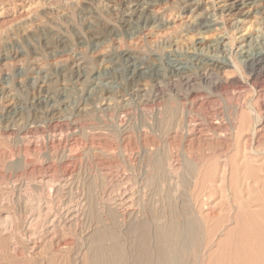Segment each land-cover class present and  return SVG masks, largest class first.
Masks as SVG:
<instances>
[{
    "label": "rangeland",
    "instance_id": "374dc122",
    "mask_svg": "<svg viewBox=\"0 0 264 264\" xmlns=\"http://www.w3.org/2000/svg\"><path fill=\"white\" fill-rule=\"evenodd\" d=\"M251 43L264 0H0V264L118 245L136 264L142 231L172 219L200 222L202 258L182 264L232 263L237 230L220 241L264 209V80L231 65L204 81L193 54Z\"/></svg>",
    "mask_w": 264,
    "mask_h": 264
},
{
    "label": "bare ground",
    "instance_id": "6f19581e",
    "mask_svg": "<svg viewBox=\"0 0 264 264\" xmlns=\"http://www.w3.org/2000/svg\"><path fill=\"white\" fill-rule=\"evenodd\" d=\"M133 1V0H132ZM194 1V0H193ZM244 3V2H243ZM232 6V5H231ZM140 7V6H139ZM239 8V7H238ZM233 7H229L226 11L232 12ZM128 12V11H127ZM210 22V21H205ZM197 28V27H196ZM251 41V40H250ZM257 44V43H256ZM260 45V44H259ZM258 46V45H257ZM259 47V46H258ZM194 48V47H193ZM178 54V53H177ZM239 58L232 57V49L226 50L225 48L214 49L205 52L203 50H196L194 56V65L200 79L202 80H219L218 70L233 65V67H240L250 69L252 76H256L264 80V50H258L254 43L248 44L246 47L240 48L235 54ZM227 56H230L228 58ZM179 60V59H178ZM172 74L180 76L190 83L192 76L188 73L189 68L181 66L176 61H173ZM160 64V63H159ZM135 68V67H134ZM237 70V69H236ZM239 70V69H238ZM153 71V70H152ZM221 71V70H220ZM133 72V71H132ZM160 72V71H159ZM241 73V72H240ZM259 79V80H260ZM256 80V79H255ZM254 80V81H255ZM257 82V81H255ZM221 83V82H220ZM258 83V82H257ZM262 83V82H261ZM133 84V83H132ZM170 84V83H169ZM175 84V83H174ZM142 88V87H141ZM264 88V87H263ZM159 89V88H158ZM174 89V88H173ZM192 90V89H191ZM137 92V91H136ZM158 93V92H157ZM139 96V95H138ZM262 97V96H261ZM201 98V97H200ZM54 102V101H53ZM126 102V101H125ZM53 109V108H52ZM240 117V116H239ZM245 118V117H244ZM261 118V117H260ZM243 120V119H242ZM263 121V119H262ZM261 122V121H260ZM184 124V123H183ZM258 124V123H257ZM56 125V124H55ZM192 125V124H191ZM233 126V125H232ZM260 131L264 128V122H261L259 127ZM200 129V128H199ZM198 129V130H199ZM242 131V130H241ZM74 132V131H73ZM195 132V130H194ZM222 134V133H221ZM263 134V133H262ZM229 137V136H228ZM68 146V145H67ZM225 150V149H224ZM2 151V150H1ZM28 152V151H27ZM51 153V152H50ZM254 153V152H253ZM257 154V153H256ZM9 156V155H8ZM12 159V158H11ZM10 159V160H11ZM82 159V158H81ZM26 162V161H25ZM27 163V162H26ZM227 163V162H226ZM248 163V162H247ZM230 165V164H229ZM39 168V167H38ZM177 168V167H176ZM224 168V167H223ZM229 168V167H228ZM189 170V169H188ZM191 170V169H190ZM189 170V171H190ZM26 171V170H25ZM30 171V170H29ZM223 171V170H222ZM229 171V170H228ZM248 171V170H247ZM223 173V172H222ZM71 174V173H70ZM247 175V174H246ZM47 179V178H46ZM43 180V179H41ZM247 180V179H246ZM249 180V179H248ZM34 181V180H33ZM38 181V180H37ZM250 181V180H249ZM257 181V180H256ZM259 181V180H258ZM222 183V181H221ZM249 183V182H248ZM247 183V184H248ZM258 184V183H256ZM255 184V186H256ZM260 184V181H259ZM258 184V185H259ZM173 185V184H172ZM224 185V184H223ZM8 186V185H7ZM252 186V185H251ZM254 186V187H255ZM26 187V186H25ZM80 187V186H79ZM82 187V186H81ZM200 187V186H199ZM257 187V186H256ZM255 187V188H256ZM260 187V186H259ZM250 188V187H249ZM79 189V188H78ZM127 189V188H126ZM196 189V188H195ZM246 189V188H245ZM252 189V188H251ZM259 188H257L258 190ZM247 190V189H246ZM127 191V190H126ZM262 191V190H261ZM42 192V191H41ZM77 192V191H76ZM126 193V192H125ZM130 196V195H129ZM123 198V195L121 196ZM129 198V197H128ZM127 198V199H128ZM132 199V197H131ZM245 199V198H244ZM127 200L125 199V202ZM131 201V200H130ZM123 202V201H122ZM128 202V201H127ZM250 201H248L249 203ZM120 203V202H119ZM247 203V202H246ZM245 203V204H246ZM252 203V202H251ZM258 203V202H257ZM2 204V203H1ZM47 204V203H46ZM69 204V203H68ZM130 204V203H129ZM250 204V203H249ZM262 205V204H261ZM45 206V205H44ZM212 206V205H211ZM250 206V205H249ZM251 207V206H250ZM262 207V206H261ZM81 208V207H79ZM203 208V207H202ZM260 208V207H259ZM244 209V208H243ZM252 209V207H251ZM239 210V209H238ZM237 210V211H238ZM257 210V209H256ZM13 211V210H12ZM173 211V210H172ZM176 211V210H175ZM174 211V213H175ZM179 211V210H178ZM211 211V210H210ZM50 213V212H49ZM61 213V212H60ZM237 213V212H236ZM14 214V213H13ZM173 214V213H172ZM178 214V213H177ZM180 213L179 215H181ZM26 215V214H25ZM48 215V214H47ZM58 214H49L50 225H55ZM71 215V214H70ZM198 215V214H197ZM192 216V215H191ZM194 217V216H193ZM236 225L228 229L225 239L220 241L219 248L215 252L222 249V245L231 240V236L237 230L235 240V247L231 248V255L233 252V262L230 264H264V209L259 211L242 210L237 214ZM37 218V217H36ZM174 218V217H173ZM6 219H8L6 217ZM28 219V218H27ZM26 219V220H27ZM176 219V218H175ZM187 219V217H186ZM197 219V218H196ZM121 220V219H120ZM165 225H155L152 227L150 233L142 231L138 261L136 264H182V254L188 247L198 248L199 254L197 259L201 260V247H200V226L198 221L188 219L184 221H173ZM3 221V220H2ZM117 222V221H116ZM37 223V222H36ZM149 225V224H147ZM21 226V225H20ZM26 226V225H25ZM144 228V226L142 225ZM33 228V227H32ZM11 229V228H10ZM19 229V228H18ZM54 229V228H53ZM136 230V229H135ZM105 231V230H104ZM50 232V231H49ZM52 232V231H51ZM227 232V231H226ZM225 232V233H226ZM25 233V232H24ZM2 235V234H1ZM56 235V234H55ZM66 235V234H65ZM205 235V233H204ZM226 235V234H225ZM235 235V234H234ZM32 236V235H31ZM110 238H114V234H105ZM103 237V236H102ZM116 237V236H115ZM203 237V236H202ZM234 237V236H233ZM24 238V237H23ZM72 238V237H71ZM2 240V239H1ZM4 240V239H3ZM202 240V239H201ZM205 240V237H204ZM15 241V240H14ZM232 241V240H231ZM1 243V242H0ZM5 243V241H4ZM205 243V242H203ZM202 243V244H203ZM233 243V244H234ZM34 245L36 244L33 243ZM58 245V244H57ZM117 245V244H116ZM205 245V244H204ZM224 246V245H223ZM230 246V245H229ZM228 246V247H229ZM3 247V246H2ZM1 247V248H2ZM36 247V245L34 246ZM203 247V246H202ZM17 248V247H15ZM3 249V248H2ZM13 249V248H12ZM18 249V248H17ZM21 249V248H20ZM19 250L18 254H22ZM99 251L94 256L88 258L89 264H125V252L119 245L112 247L108 252L103 248H98ZM227 249V248H226ZM16 251V250H15ZM17 252V251H16ZM25 252V251H24ZM23 252V253H24ZM67 252V251H66ZM189 253V251H187ZM198 252V251H197ZM15 253V252H14ZM41 253V252H40ZM194 253V252H193ZM205 253V252H204ZM221 253V252H220ZM223 253V252H222ZM216 254V255H217ZM17 255V254H16ZM193 255V254H192ZM230 255V257H232ZM189 256V254H188ZM196 256V255H195ZM215 256V255H214ZM187 257V256H186ZM220 257V256H219ZM223 257V256H222ZM221 257V258H222ZM262 257V258H261ZM185 258V257H184ZM224 258V257H223ZM227 258V256H226ZM183 259V258H182ZM225 259V258H224ZM87 261V260H86ZM214 261V260H213ZM227 261V259L225 260ZM222 260V262H225ZM218 262V261H217ZM187 263V262H186ZM189 263V262H188ZM193 263V262H192ZM15 264V262H14Z\"/></svg>",
    "mask_w": 264,
    "mask_h": 264
}]
</instances>
